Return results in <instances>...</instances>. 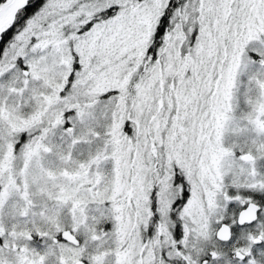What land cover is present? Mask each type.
I'll use <instances>...</instances> for the list:
<instances>
[{"label": "snow or ice", "instance_id": "snow-or-ice-1", "mask_svg": "<svg viewBox=\"0 0 264 264\" xmlns=\"http://www.w3.org/2000/svg\"><path fill=\"white\" fill-rule=\"evenodd\" d=\"M0 264H264V0H0Z\"/></svg>", "mask_w": 264, "mask_h": 264}]
</instances>
